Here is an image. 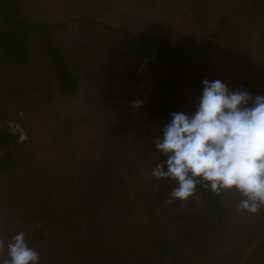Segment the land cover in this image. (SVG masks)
Here are the masks:
<instances>
[{"label":"rangeland","instance_id":"rangeland-1","mask_svg":"<svg viewBox=\"0 0 264 264\" xmlns=\"http://www.w3.org/2000/svg\"><path fill=\"white\" fill-rule=\"evenodd\" d=\"M138 2L29 1L25 12L29 19L66 23L54 36L80 66L82 80L67 100L57 99L52 82L54 71L35 41H28L29 62L21 65L4 64L7 57L0 44V114L2 106L3 111L12 113L10 120L18 122L27 135L20 142L23 146L20 154H31L29 161H16L14 167H19L18 171L7 165L0 172V186L7 189L6 193L0 191V204L7 206L6 195L11 188L20 189L14 195L32 198L28 207H34V216H43L46 205L55 217L72 221L73 214H79V206L86 207L85 215L77 217L80 220L75 225L77 233L89 232L103 210L110 209L116 214L124 209L126 216L115 217L121 230L135 228L127 236L135 237L136 245H129L132 252L136 249L143 253L150 244L154 258V251H159L155 243L165 238L174 246L172 241L181 227L184 242L181 252L182 257L186 254L183 257L186 264H264V208L256 214L237 212L239 194L234 190L224 192L228 208L222 226L205 211L201 199L190 198L183 203L177 200L170 205L151 199L158 184L151 170L157 162L148 160L151 151L147 146L143 103L139 108L131 103L143 101L139 57L121 45L115 32L120 27L139 34L150 31L168 36L173 43L182 35H190L211 45V71L230 90L245 88L255 96L264 94V0H150L142 6ZM83 15H86L84 22L96 24L79 27L75 18ZM190 88L194 110L197 90ZM21 112L22 117L18 115ZM61 134L63 137L59 139ZM32 136L35 145L34 140H28ZM78 145L76 152L70 150ZM62 147L67 153L66 161L60 152ZM75 153L84 154L80 166L87 159L80 173L73 171L79 163ZM21 161L26 163L23 165ZM56 163L63 166L66 163L69 169L66 175L57 174L53 179L49 172L54 171ZM106 164L108 171L89 173L99 165L103 166L99 169H104ZM114 167H118L115 173L111 172ZM69 172L74 175L69 176ZM85 189L84 198L80 194ZM111 198L121 199L123 207L118 204L121 208H116ZM6 212L2 206L1 232L9 215ZM39 230L45 232L46 228L39 225ZM52 230L64 255L92 244ZM248 234L251 235L246 237ZM244 237L250 243L237 246ZM198 251L202 256L195 259L193 252ZM159 255H155L159 259L154 264H178Z\"/></svg>","mask_w":264,"mask_h":264},{"label":"clouds","instance_id":"clouds-1","mask_svg":"<svg viewBox=\"0 0 264 264\" xmlns=\"http://www.w3.org/2000/svg\"><path fill=\"white\" fill-rule=\"evenodd\" d=\"M202 90L191 113L172 111L153 138L163 160L151 175L171 180L167 203L200 200L198 189L221 196L239 194L237 212L256 214L264 208V94L245 88L230 90L220 79L201 80ZM139 108L143 101L131 102ZM20 117L23 113H18ZM17 141L27 139L21 125L7 122ZM0 264H39V252L23 231L5 243L0 239Z\"/></svg>","mask_w":264,"mask_h":264},{"label":"trees","instance_id":"trees-1","mask_svg":"<svg viewBox=\"0 0 264 264\" xmlns=\"http://www.w3.org/2000/svg\"><path fill=\"white\" fill-rule=\"evenodd\" d=\"M29 1L0 0V44L4 47V54L7 57L4 64L21 65L28 63L30 54L27 43L29 40H33L38 44V48L54 71L52 80L54 88L60 94L69 96L78 89L82 76L79 72L80 66L71 60L65 45L59 44L54 36L56 30L64 28L66 23L29 19L25 14L29 9ZM103 1L105 4H113L114 1L122 0ZM149 1L139 0L138 4L146 5ZM84 18L86 15L75 18L79 27L83 28L96 24L93 21L87 24L84 22ZM22 30H24L23 34ZM115 32L118 34L117 37L121 45L126 50H132L139 57L143 87L144 125L146 126L147 146L151 151L148 160L151 162L161 161L164 157L156 151L153 138L160 135V129L168 120L169 113L172 111L191 113L193 107L190 102V87L192 86L197 90L196 97L198 98L202 90V79H220L211 71L212 59L209 53L212 51V47L190 35H182L173 43L168 36L157 35L150 31L139 34L120 27L116 28ZM262 33L264 37V27ZM153 158L157 160H153ZM3 169L4 165H2ZM173 186L174 182L171 180H158L155 191L151 194V199L160 203L167 202V196H169ZM198 192L205 211L216 219L218 226H222L226 220L228 208L225 193L216 196L203 189H198ZM249 235L251 234L246 235V237ZM182 237L180 227L176 239L172 241L174 246L178 245L175 248H172L174 247L172 243L165 238L159 241L156 239L155 245L160 252L162 251L163 254L160 256L163 260H175L178 264H186L183 258L186 254L182 257L181 252L184 244ZM246 237L237 246L244 244L243 242H247L246 245H248L251 240H245ZM159 243L163 244L164 247L160 248ZM167 249H170L169 254L166 252ZM212 249V247L209 248V252ZM193 254L195 259L202 256L199 251L193 252ZM249 257L251 258L252 254Z\"/></svg>","mask_w":264,"mask_h":264},{"label":"crops","instance_id":"crops-1","mask_svg":"<svg viewBox=\"0 0 264 264\" xmlns=\"http://www.w3.org/2000/svg\"><path fill=\"white\" fill-rule=\"evenodd\" d=\"M55 97L57 99H61L62 101H65L68 99V96L62 95L59 92L54 89ZM12 117V113L8 114L7 111H3L2 106V116L0 114V120H2L0 123V172L5 171L7 168V165L10 169L14 168V172L18 171L19 167H16V161L18 159L24 161H29L31 154L25 153L24 155H21L22 147L20 145V142L17 141V135H14L8 128V121H10V118ZM63 137H59V139ZM30 142H33L34 145L36 143L35 137L28 138ZM79 150L80 146L70 147V150L73 152H76V149ZM60 152L64 155L65 161L67 160V153L66 150L63 149V147L60 149ZM78 157L79 163L77 164L76 168L73 170L77 173H80L84 170V165L86 164V160H84V163L80 166V159L81 156L84 154L81 153H75ZM24 157V158H21ZM34 158L33 156L31 157ZM51 160V157H47V163L49 164ZM22 162V161H21ZM4 165V169L2 170V165ZM26 163V162H24ZM22 162V164L24 165ZM15 166V167H14ZM103 167L102 165H99V167ZM99 167L95 170H90V174L92 173H103V171H108L105 169L107 167V164L105 165L104 169H99ZM109 168V166L107 167ZM115 168V169H114ZM112 168L111 172H116L118 167ZM69 168L67 167L66 163L65 166L62 164L56 163L54 166V171L49 172L50 177L54 179V177L57 174L66 175L67 170ZM86 169V168H85ZM69 176H73L74 173L68 174ZM10 178V176H9ZM11 179V178H10ZM8 185V182L5 183ZM6 190L4 187L0 186V191L3 193H6ZM10 194L6 195V202L7 206L0 204V211L2 209V206L6 208V211L9 213L7 215V218L4 219V232L0 231V239H3L5 243H7L8 239L15 234L16 232L23 231L26 235V239L28 240L30 246L35 248L39 254H40V262L39 264H67L69 262H75L78 264H154V260L158 262L155 255L163 253L157 251H154V258L152 257V248L150 244L145 246L146 251L141 253L134 249L132 252V248L129 247L131 243L136 245L133 241V239H130L128 236L129 231H134L132 227H127V230H121V227H119L117 219H121L122 216H126L127 213L123 209V212L116 211V214L113 213L110 209L103 210L99 216H97V221L94 219V221L91 224L90 231L87 232L86 230H83L82 232L77 233V229L75 228L77 226V223L80 222V220H77V217H82L86 213V207L79 206L78 212L79 214H73L72 221H69L68 218H57L55 217L53 212H50L47 210V206H44L45 214L43 216H34L35 213H32L33 208L32 206L28 207L29 202L32 198L29 196H20V195H14L19 194L20 189H15V191H12L10 188ZM86 189L84 192H81L80 196L83 194V197L86 196ZM24 192H27V189H24ZM80 198V197H79ZM114 203L112 205L116 206V208H121V204L123 207V202L121 199L116 200L115 198H111ZM74 203V202H73ZM36 207V206H35ZM84 211V214L81 215V212ZM125 211V212H124ZM6 212V213H7ZM0 216L2 218V213H0ZM116 216V217H115ZM75 220L77 221L75 223ZM39 225L45 226L46 230L45 232H40ZM76 225V226H75ZM130 228V229H128ZM55 229L57 231L61 232L62 236H71L75 237V240L80 239L82 241L92 243L88 247H85L83 250H76L73 252L66 253L65 255L60 251L59 243H58V237L53 235V230ZM76 232V233H75ZM83 234V235H82ZM89 234V238L88 235ZM92 237L93 239H90ZM77 238V239H76ZM127 239V240H126ZM58 243V244H56ZM5 253H0V257H3ZM159 255V256H160ZM158 256V257H159ZM141 258L143 259V263L141 262ZM156 258V259H155ZM140 259V260H139ZM153 260V261H152ZM153 262V263H152Z\"/></svg>","mask_w":264,"mask_h":264}]
</instances>
